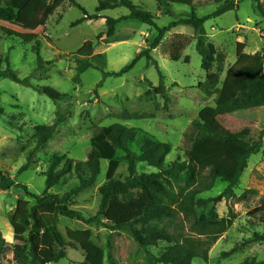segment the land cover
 Returning <instances> with one entry per match:
<instances>
[{"label":"rangeland","instance_id":"obj_1","mask_svg":"<svg viewBox=\"0 0 264 264\" xmlns=\"http://www.w3.org/2000/svg\"><path fill=\"white\" fill-rule=\"evenodd\" d=\"M74 1L89 16L98 14L118 19L129 14L126 8L99 14L96 9L100 0ZM132 1L155 16L159 28L169 26L192 11L191 7L173 4V16H168L159 9L156 0ZM258 3L264 5V0L194 2L195 13L200 18L222 11L229 4L234 5L233 10L208 19L204 25L206 43H213L226 56V62L223 65L215 64L212 70L220 75L221 82L226 71L237 60V42L246 43L245 52L248 54L263 51L264 25L262 15L256 10ZM48 11L46 6L29 4L19 12L16 21L0 22L1 69L11 67L22 79L33 75L31 83L34 86L51 87L66 95L62 101H54L33 88L0 78V171L10 179L7 183H0V231L10 246L0 264H18L13 260L14 234L9 222L18 200L24 197L18 184L26 185L32 193L41 195L46 189L48 160L53 155L85 162L93 150L91 139L105 127L120 125L139 135L169 143L173 151L167 163H182L197 134L195 124L199 120V112L207 106H214L215 97L208 98L197 88L206 79L202 57L196 48L197 41L194 40L184 50L180 61H172L169 57L173 35L197 36L193 27L179 26L172 29L158 48L150 52L165 77L166 91L170 98L166 108L162 96L145 95L150 88L149 82L154 87L160 83L158 69L146 57L120 77H105L103 72L93 68L78 76L74 54L87 41H97L98 34L107 30L105 22L103 19L84 20V12L71 3H65L52 16H49ZM80 20L82 23L74 26ZM117 30L124 35L120 38L124 41L113 44L108 39H102L91 57L106 72H120L139 52L150 49L159 34L155 27L137 20L123 21ZM37 41L41 42V56L45 61L41 69L35 53ZM186 57L190 58L189 63L185 62ZM58 114L63 115L65 121L57 127L56 138L36 151L35 126L55 125ZM128 114L147 117L129 119ZM225 127L231 132L250 129L252 134L262 133L264 107L233 113L227 118ZM133 150H137L136 146H133ZM117 159L120 167L116 179L125 181L130 176L126 153L118 150ZM29 161V169L19 174V170ZM107 167L108 162H102L101 175L96 184L73 199L71 208L79 210L86 219L95 217L99 211V190L106 183ZM156 171L144 163L136 164L137 174ZM77 183L76 177H73L66 184L52 189L51 193L63 194ZM228 185L217 180L211 191L200 195L199 198L209 199L210 205L207 209H199V212L207 213L213 207L220 217H226L230 210H234L238 219L212 248L207 263L196 260L192 264H254V261H264V242H253L255 233L264 235L261 215H253L255 209L264 203V144L261 152L249 159L248 167L233 192L227 193ZM138 193L140 190H131L129 195L120 196V199L124 202L132 201ZM107 215L93 224L61 217L59 228L63 233L67 228L90 229L92 240L105 250V264H111L121 254L132 263H145L148 251L159 256L172 245L168 236L158 234L154 236L158 246L143 249L127 231H113L105 227L111 210L107 211ZM188 227L186 224L185 233H188ZM234 248L236 252L227 256ZM84 262L82 251L68 249V257L57 264Z\"/></svg>","mask_w":264,"mask_h":264},{"label":"trees","instance_id":"obj_2","mask_svg":"<svg viewBox=\"0 0 264 264\" xmlns=\"http://www.w3.org/2000/svg\"><path fill=\"white\" fill-rule=\"evenodd\" d=\"M156 2L159 9L168 16H173V4L191 7L192 11L188 16L173 21L169 26L159 28L155 16L135 5L132 0L99 1L96 9L99 14L118 8L129 10L127 16L118 19L98 14L89 16L87 11L74 0H0V22L16 21L19 12L29 4L46 6L49 16H52L65 3H71L84 12V20L103 19L107 30L98 34L96 42L87 41L74 54L78 76L93 68L103 72L105 77H120L146 57L158 69L160 83L154 87L149 82L150 88L145 95L162 96L166 108L170 98L166 91L165 77L150 52L158 48L165 35L172 29L179 26L193 27L197 36L173 35L169 46V57L172 61H180L184 50L196 40L197 51L202 57V69L206 72L205 81L200 82L197 88L206 97H215L214 106H207L199 112V120L195 124L197 134L182 163H167V158L173 151L169 143L139 135L132 129L120 125L109 126L91 139L93 150L85 162L59 155H53L48 160L45 173L46 189L41 195L32 193L26 185L18 184L24 192V197L18 200L16 210L9 221L14 234L13 260L18 264H57L68 257V249L82 251L85 256L84 264H105V250L92 240V231L67 228L63 233L59 228L61 217L93 224L99 222L102 216L106 218L107 211L111 210L108 222L104 226L113 231H127L143 249L157 247L158 240L154 236L158 234L168 236L172 242V245L159 256L148 251L145 263H132L121 254L111 264H192L196 260L207 263L212 248L238 219L234 210H230L226 217H220L213 207L207 213L199 212V209H207L210 205L209 199L199 196L211 191L217 180L229 184L227 193L233 192L248 167L249 159L253 155H258L263 149L264 131L257 135L252 134L250 129L231 132L226 129L225 122L233 113L264 107V48L262 52L248 54L245 52L246 43L237 42V60L226 71L225 78L221 82L220 75L212 70L215 64L223 65L226 56L219 52L213 43H206L207 32L204 25L208 19L233 10L234 5L229 4L222 11L200 18L195 13V0H156ZM256 10L262 15L264 25V5L258 3ZM127 20H137L155 27L159 34L150 49L139 52L120 72H106L101 65L91 60L95 47L102 39L113 37L117 26ZM81 23L82 20L77 21L74 26ZM35 53L41 69L45 61L41 56L40 41L36 43ZM189 61L190 58L186 57L185 62L189 63ZM0 78L33 88L39 94L54 101H62L66 96L51 87L34 86L31 83L33 75L22 79L11 67L2 70L1 59ZM77 79L78 77L75 78ZM98 86L100 87L101 83ZM0 114H2L1 110ZM127 117L144 119L147 116L128 114ZM64 121L65 117L58 114L55 125L35 126L36 151L56 138L57 127ZM133 146H136V151L133 150ZM118 150L126 153L128 161L130 176L125 181L116 179L120 167L117 159ZM30 161L19 170V174L29 169ZM104 161L108 162V167L105 175L106 183L99 190L100 208L95 217L86 219L79 210L72 209L71 205L75 196L96 184ZM138 162L157 171L137 174ZM73 177L78 181L73 188L63 194L51 193L52 189L66 184ZM9 180L0 171V183H7ZM136 189L140 190V193L134 200L124 202L120 199V196H127L131 190ZM254 214L261 215L264 226V203L255 209ZM186 224L189 225L188 233H185ZM253 242H264V235L255 233ZM9 247L0 231V262ZM235 252L236 248L227 256ZM254 264H264V261L259 263L254 261Z\"/></svg>","mask_w":264,"mask_h":264},{"label":"crops","instance_id":"obj_3","mask_svg":"<svg viewBox=\"0 0 264 264\" xmlns=\"http://www.w3.org/2000/svg\"><path fill=\"white\" fill-rule=\"evenodd\" d=\"M161 12V11H160ZM118 27V26H117ZM121 31L119 30H116V34L109 38L108 40L111 41L113 44H117L119 42H122L124 41V39H120V38H123L124 35H122V33H120Z\"/></svg>","mask_w":264,"mask_h":264}]
</instances>
